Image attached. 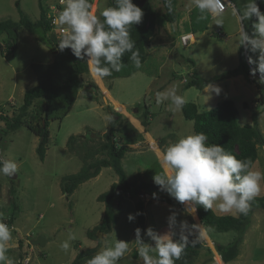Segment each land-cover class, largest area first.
Wrapping results in <instances>:
<instances>
[{"label":"rangeland","instance_id":"rangeland-1","mask_svg":"<svg viewBox=\"0 0 264 264\" xmlns=\"http://www.w3.org/2000/svg\"><path fill=\"white\" fill-rule=\"evenodd\" d=\"M17 1L20 2V9L32 20L39 18L41 3L46 7L58 2V0H0V20L20 18ZM149 1L156 10L157 24L160 25L164 12L162 1ZM231 2L236 8L242 9L246 0ZM189 5H192L191 0H178V14L182 8ZM92 6L99 16L100 11L109 6V0H93ZM210 22L209 29L196 32L194 40L188 45H183L179 36L176 48L163 65L152 60L145 61L142 67L132 75L112 79L94 77L89 68V72L82 75V80L89 89L79 90L71 111L63 119L50 120L48 127L50 138L44 159H41L37 152L39 136L25 123L16 130L7 128L6 123L22 105L24 94L28 89L41 83L65 80L69 67L67 57L56 53L57 51L46 43L38 40L37 34L30 33L24 27L20 31L16 50L9 54L7 35L0 34V157L15 161L19 169L15 180L0 175V184H6L9 187L5 193L8 205L11 189L15 193L18 210L14 221L17 228L13 236L20 237L24 241L26 234L30 235V241L40 235L50 239L44 245H31V251L29 245L24 244V252H31L32 264H70L78 252L98 244L100 246L97 250L101 247L99 231L97 238L94 239L88 236V231L102 221L105 203L99 201L97 197L111 188L114 183L111 186L108 184L118 175L113 168L105 169L99 180L89 179L68 196L61 187L63 176L78 172L86 160L95 159V151L100 147L103 137H96L95 140L87 136L90 133L102 134L110 129L112 112L99 90L100 87L106 94L108 92L104 85L111 90L115 98L124 104L129 113L138 118L141 123L143 120L148 122V130L160 139L162 150L179 138L195 133L194 122L185 118L183 110L172 111L168 101L159 105L156 103V93L163 92L173 85L178 95L184 96L187 102L195 103L200 111L209 110L225 99L233 100L239 110V123L253 124L254 115L257 114V124L264 136V106L256 105L255 98L258 99L260 95L256 84L245 80L247 86L242 87L240 80L223 79L222 84L218 86L221 89L219 95L208 92L206 94L208 99L205 102L201 100V97L199 101H196L198 97L195 93L199 90L195 86L188 87L186 84V81L191 79L192 72L202 78H210L236 67L239 64L241 48L244 49L247 61L249 56L253 59L258 56V53H251L245 46L239 47L240 24L231 15L230 6L224 13V26L214 25L212 18ZM247 22H244V26ZM55 37L57 36L49 33L51 40H55ZM249 66L252 65L249 64ZM253 66L256 67V65ZM251 76L254 79H260L257 73ZM94 84L100 86L99 89L94 88ZM244 99L248 102V106L243 104ZM39 101L41 100L36 103ZM36 103L30 109L31 115L35 113ZM145 105L150 113L146 119L144 118ZM116 107L129 115L124 106L116 104ZM131 119L136 120L132 117ZM123 120L129 123L128 118ZM123 133L116 131L118 145L127 144L124 140L126 133ZM129 133L132 135L137 133L138 137V132L130 131ZM71 136H75L76 139L69 142ZM131 138L130 136L129 141ZM144 149L130 147L122 160L132 189L129 195L123 194L121 203L123 214L116 227L105 236L109 246L114 244L116 239L131 242L132 251L121 261V264H143L139 256L137 258L132 256L133 250L137 248L135 230L138 215H136L135 205L140 198L137 187L142 181L153 182L156 172H162V166L156 154L153 151L146 152ZM258 150L260 156L253 165V170L264 171V145L259 144ZM147 194L152 197L144 199L147 220L144 230L141 231V239L145 244L155 246V242L146 236V230L151 227L159 234L168 232V218L175 213L177 232H179L180 222L188 219L187 224L192 228L193 233L189 237L190 242L198 236L197 228L206 231L202 242L195 244L198 255L190 264H221V255L216 250L214 241L228 244L235 238L237 234L235 231L207 230L204 225L200 226L198 220L195 223L185 205L188 213L176 205L158 200L156 195H153L155 194L153 191L148 190ZM263 195L264 191L260 196ZM8 211L4 199H0V213L5 216ZM256 211V214H261L262 217L258 222L257 215H254L253 224H258L259 227L248 236L250 242L241 248L242 255L227 264H264V209ZM129 214L135 215V220L130 222ZM191 222L193 225L190 224ZM70 234L74 235L75 239L69 241L70 249L65 252L61 250L60 245L68 240ZM20 252H22L21 249H10L8 256L17 261ZM17 264H19L18 261Z\"/></svg>","mask_w":264,"mask_h":264},{"label":"clouds","instance_id":"clouds-1","mask_svg":"<svg viewBox=\"0 0 264 264\" xmlns=\"http://www.w3.org/2000/svg\"><path fill=\"white\" fill-rule=\"evenodd\" d=\"M63 2V10L53 20L61 34L57 45L60 52L70 49L78 60L87 62L94 77L101 79L126 67L123 60L126 54H130L129 58L136 68L142 67L140 52L130 30L142 23L144 12L133 0H114L115 6L103 8L99 16L90 0ZM165 2L171 11L172 0ZM191 4L198 12L197 22L211 17L217 26H224L225 8L231 7V15L240 24L239 47L245 46L251 53H258L256 59L248 57V63L256 65L250 69V74L254 76L258 72L261 81H264V11L257 0H246L242 9L236 8L231 0H191ZM245 21L251 22L252 34L244 28ZM205 89L217 95L221 92L220 87L213 84L205 85ZM155 99L158 105L168 101L172 111L182 110L187 102L184 96L177 94L175 85L157 92ZM158 155L161 157L162 172H156L154 183L194 212L197 206H201L206 211L215 208L247 216L252 202L264 191V171L253 170V161L238 159L219 144H209L204 132L183 136ZM18 170L15 161L0 157V175L12 177ZM135 218L133 214L128 215L130 222ZM4 219L0 213V264H17L8 256L15 242L13 229ZM168 225L169 231L164 234L151 227L146 230V236L155 242V246L145 244L141 239V229L135 230L136 251L143 264H176L189 243L193 246L201 243L205 236V232L197 228L198 236L190 242L192 228L182 221L177 232L175 213L169 216ZM74 239L75 236L70 234L68 240L61 243V250L68 252L69 241ZM99 239L102 247L86 264H121L132 251L131 242L116 239L109 246L103 236Z\"/></svg>","mask_w":264,"mask_h":264},{"label":"trees","instance_id":"trees-1","mask_svg":"<svg viewBox=\"0 0 264 264\" xmlns=\"http://www.w3.org/2000/svg\"><path fill=\"white\" fill-rule=\"evenodd\" d=\"M161 1L164 7V12L162 14L163 20L169 22L176 21L178 18V0H172L171 11H169L166 6L165 0ZM231 1L234 2L236 0ZM257 2L261 10L264 11V0H261V2L260 0H257ZM90 3L92 4L93 0H90ZM133 3L140 7L144 12L142 23L134 25L130 30L131 38L136 42V48L140 52L141 62L143 64L147 59L148 48L156 30L157 13L153 4L149 0H133ZM16 5L20 9L19 1L16 2ZM40 6L41 12L37 20H32L21 9L20 18L18 20H13L11 18L0 20V34L5 33L7 35V52L9 54H12L16 50L20 39V31L24 27L30 33L37 34L38 40L46 43L54 51H57L56 53L67 57L66 59L69 63V67L65 80H54L49 83H41L28 89L24 94L22 105L14 112L11 119L6 123L7 128L10 130H16L25 123L30 130L39 136L40 142L37 147V152L40 155V158L44 159L50 138V131L48 128L50 120L63 119L71 111L79 90L89 89L82 80V75L89 72V65L85 61L78 60L72 54L70 49H65L63 52L58 50V46L49 38L51 25L46 16V7L42 3ZM109 6H115L114 0H109ZM197 16L198 12L193 7L190 12L192 32L206 31L209 27L211 17L206 21L197 22ZM244 28L249 34H252L253 29L251 27V22L248 21ZM129 56L130 54H126L123 58L126 67L120 72H114L112 76L105 78L112 79L130 76L138 71L140 68L135 67ZM252 68H254V66H249V63L245 58L244 49L241 48L239 52V64L236 67L210 78H202L197 73L192 72L191 79L187 80L186 84L188 87L196 86L197 88L202 89L207 84H213L237 75H244L249 81L254 82L257 85L260 92L257 104L264 106V81L253 79L251 77L250 69ZM257 74L260 78V74L258 72ZM94 88L99 89L96 84H94ZM38 100L41 101L36 103ZM35 103V113L31 115L30 109ZM108 108L112 112L110 116V129L102 135L103 140L100 147L95 151V159L89 161L86 160L78 172L65 175L61 179L62 190L68 196L69 194H72L79 185L96 177L103 167L113 168L118 175V182L114 183L108 191L101 193L97 197L99 201L105 203V211L101 223L88 231V236L92 239L97 238L98 231H101L104 234L112 231L121 211L123 194L125 193L126 195H129L130 190L132 189V184L129 182L127 173L122 164V160L130 149V146L128 144H117L116 131L127 134V132H138V130L131 122H124L123 118H126L123 113L113 109L110 105H108ZM135 108L139 109L140 107ZM182 110L185 118L194 122L195 133L204 132L207 134L209 144H219L223 146L227 152L233 154L238 159L251 160L253 161V164L255 163L258 158V145L264 144L263 133L257 124V114L254 115L255 122L253 124H240L238 121V108L235 102L231 99H225L206 111H199L195 103L186 102ZM144 115L145 119L150 115L146 105ZM28 117H30V120H28ZM133 122L148 136L146 129L137 120H134ZM147 123L146 120H143L142 122L145 126H147ZM74 139H76V137L71 136L69 142ZM152 144L154 148H158L155 142H152ZM96 156L98 157L96 158ZM137 190L139 196L143 193H147L148 190L153 191L158 200L176 205L180 209H185L183 204H180L174 198L170 197L166 191H162L160 187L153 182L142 181L137 187ZM14 194V190L11 189L9 211L12 214L13 221L15 220L16 212L18 210ZM135 206L137 213H140L138 215L136 229L139 228L143 231L147 220L144 199L139 198ZM197 207L198 208L195 212L194 210H188L203 223L207 230L215 229L218 232H228L233 230L237 233L235 238L228 244L214 241L215 248L221 255V264H227L238 256L240 243L243 240L246 229L251 223L253 213L257 209H264V195L258 196L252 202L251 210L247 216L218 214L214 209L206 211L201 206ZM21 245L22 247L24 246L22 240ZM99 246L100 244L95 248H89L78 252L70 264L86 263V261L95 254V251ZM197 255V246H193L189 243L185 254L182 256L181 260L176 262V264H190L193 258ZM132 256L135 258L138 257L136 249L133 250Z\"/></svg>","mask_w":264,"mask_h":264},{"label":"crops","instance_id":"crops-1","mask_svg":"<svg viewBox=\"0 0 264 264\" xmlns=\"http://www.w3.org/2000/svg\"><path fill=\"white\" fill-rule=\"evenodd\" d=\"M194 6L193 5H189V6H186V7H184V8H182V10H181V12H179V14H178V18H177V20L176 21H174V22H169V21H166V20H162L161 21V24L159 25V24H157V26H156V30H155V33H154V36H153V38H152V42H151V44H150V46H149V48H148V54H147V59H146V62H149L150 60H152V61H154V62H157V63H161L160 65H163L164 64V62L166 61V59L167 58H169L170 56H171V53H173V51H174V49L176 48V43H177V41H178V38H179V36L181 35V34H183V33H186V32H192V27H191V17H190V12H191V10H192V8H193ZM211 23V22H210ZM210 23H209V26H210ZM208 29H209V27H208ZM207 29V30H208ZM206 30V31H207ZM193 33V32H192ZM180 34V35H179ZM193 37H195V33H193ZM193 40H194V38H193ZM192 40V41H193ZM163 62V63H162ZM252 77V76H251ZM244 78V79H243ZM253 78V77H252ZM228 79H234L235 81H239L240 80V84H241V86L242 87H246L247 85H246V81L245 80H248L244 75H237V76H234V77H231V78H228ZM254 79V78H253ZM222 81L223 80H220V81H218V82H216V83H213V85H216V86H219L220 84H222ZM249 81V80H248ZM250 82V81H249ZM251 83H254V82H251ZM255 84V83H254ZM104 85V84H103ZM100 87V86H99ZM104 87H105V89L107 90V92H108V94H106L105 92H104V90L100 87V92L102 93V95H103V97H104V99H105V101H106V104H107V106L108 105H110L113 109H115V110H117V111H119V112H121L119 109H117V107H116V104H119V105H121V106H124L125 107V105L124 104H122V103H120L119 101H118V99L117 98H115V96L112 94V92H111V90H109L105 85H104ZM196 87V86H195ZM197 90H199V91H197L196 93H195V95H197V97H198V100H196V101H199V99H200V97H201V100L203 101V102H205V100H207L208 98H206V94L208 93V92H206L207 90L205 89V87L204 88H202V89H198L197 88ZM244 101V105L245 106H248V102H246V99H244L243 100ZM207 102V101H206ZM255 102H256V105H258L257 104V99L255 98ZM199 105V104H198ZM125 109H126V107H125ZM199 109V108H198ZM199 111H200V109H199ZM239 111V110H238ZM126 112L132 117V118H134V119H136L145 129H146V132H147V134H148V136L145 134V133H143L142 131H141V129H139V127L132 121V119H131V117L129 116V115H127V114H125V113H123V112H121V113H123V115L126 117V118H128L129 119V122H131L136 128H137V130H138V137H137V133H135V135H132V134H128V132H127V135H125L126 136V139H128V140H126V139H124L125 141H127V144L130 146V147H132V148H145L144 150H146V152L147 151H153L155 154H156V156H157V158H158V161L160 162V164H161V166H162V163H161V158H160V156L158 155V152H163V150H162V145L160 144V139L159 138H156L149 130H148V126L149 125H147V126H145V125H143L139 120H138V118H136L135 116H133V115H131L130 113H129V111L126 109ZM239 115V114H238ZM243 125V124H242ZM105 132H103L102 133V135L104 134ZM101 135V136H102ZM100 136V137H101ZM130 136L132 137L131 138V140L129 141V138H130ZM134 137V138H133ZM123 140V141H124ZM152 140V141H151ZM155 142L156 144H157V146H158V149H155L154 147H153V144H152V142ZM264 145V144H263ZM259 156H260V153H259V150H258V158H259ZM124 158H125V156H124ZM123 158V159H124ZM258 158H257V160H258ZM256 160V161H257ZM256 161H255V163H256ZM254 163V164H255ZM253 164V165H254ZM108 168H111V167H103L102 169H101V171H100V173L96 176V177H93V178H91L90 180H99L101 177V175L103 174V172H104V170L105 169H108ZM89 181V180H88ZM112 182L111 183H109L108 185L109 186H111L113 183H117L118 182V177H116L115 179H113V180H111ZM87 182V181H86ZM153 182H154V180H153ZM9 187H7V185L5 184H0V199H4V202L6 203V205H7V207H8V209L10 208L9 207V205H8V201H7V198H5L6 197V191H7V189H8ZM104 203V202H103ZM215 211H216V213L219 211V210H216V209H214ZM104 211H105V205L103 206V214H102V218H103V215H104ZM183 211H186L187 212V210L186 209H184ZM256 212L257 211H255L254 213H253V215H252V218H251V223H250V225H249V227L246 229V231H245V234H244V237H243V240H242V242L240 243V246H239V254H238V256H241L242 254H240V251H241V248L245 245V244H248L250 241H249V235L251 234V232H254L255 231V229H257L259 226H257L258 224H256V225H254L253 224V216L255 215H257L256 216V219H257V221L259 222L260 220H261V214H256ZM188 213V212H187ZM122 214H123V210H122V208H121V211H120V214H119V217H118V220H117V223L113 226V228H115L116 227V225L118 224V222H119V220H120V218H121V216H122ZM218 214H226L225 212H219ZM192 216H193V219L195 220V223L197 222V217L194 215V214H192ZM15 221V220H14ZM188 221V219L186 220V222ZM199 221V220H198ZM190 224H192L193 225V223L191 222ZM199 224H200V226H202L203 225V223L201 222V221H199ZM15 225V224H14ZM189 225V224H188ZM197 225V224H196ZM16 227V226H15ZM17 228V227H16ZM206 232V231H205ZM193 234V233H192ZM14 235V234H13ZM208 235V234H207ZM104 236H106V234H104ZM192 235H190L189 237H191ZM14 237V242H15V247H13V248H11V249H15V250H20L21 249V251L22 252H20L19 254H20V256L21 255H23L25 252V250H23V247H22V245H21V238L19 237H15V236H13ZM209 237V236H208ZM210 238V237H209ZM98 245H94L93 246V248H95V247H97ZM237 256V257H238ZM236 257V258H237ZM222 258V257H221Z\"/></svg>","mask_w":264,"mask_h":264},{"label":"built area","instance_id":"built-area-1","mask_svg":"<svg viewBox=\"0 0 264 264\" xmlns=\"http://www.w3.org/2000/svg\"><path fill=\"white\" fill-rule=\"evenodd\" d=\"M228 6H226L225 10L227 9ZM64 8V2L63 0H58L57 3H53L50 5L46 6V16L47 19L50 22L51 25V30H50V34H54L57 37H55V40L52 39V41L58 45L60 39H61V34L59 33V31L57 30L56 26L53 24V20L55 19V17L59 14L60 11H62ZM193 33L192 32H186L180 35V40L182 42L183 45H188L192 40H193ZM147 197V198H146ZM152 196L148 195L147 193H143L140 195L141 199H150ZM4 222L7 223L9 225L10 228L13 229V232L16 230V227L14 225V221H13V217L12 214L10 213V211L7 212V214L4 216ZM30 235L26 234V240L24 241L22 238V241L24 242V244H28L30 251L32 250V241H30ZM17 261L19 264H32V256H31V252L27 251L24 255H21L20 257L17 258Z\"/></svg>","mask_w":264,"mask_h":264},{"label":"water","instance_id":"water-1","mask_svg":"<svg viewBox=\"0 0 264 264\" xmlns=\"http://www.w3.org/2000/svg\"><path fill=\"white\" fill-rule=\"evenodd\" d=\"M102 134H96V133H90L87 137L89 138H96V137H100ZM17 178V174H14L12 177H10V179L15 180ZM103 236V238L105 239L104 233L99 231L98 232V237L101 238ZM49 238H46L43 235L38 236L36 239H34L32 241L33 245H44L47 241H49ZM101 247H102V242H101ZM100 247V248H101ZM100 249H98L97 251H99Z\"/></svg>","mask_w":264,"mask_h":264}]
</instances>
